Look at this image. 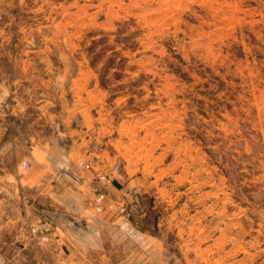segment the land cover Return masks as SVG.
Wrapping results in <instances>:
<instances>
[{"label":"rangeland","instance_id":"374dc122","mask_svg":"<svg viewBox=\"0 0 264 264\" xmlns=\"http://www.w3.org/2000/svg\"><path fill=\"white\" fill-rule=\"evenodd\" d=\"M14 104L85 114L77 164L147 231L136 264H264V0H0V121ZM26 154L0 141V264L52 231L3 204Z\"/></svg>","mask_w":264,"mask_h":264},{"label":"crops","instance_id":"0c3cea01","mask_svg":"<svg viewBox=\"0 0 264 264\" xmlns=\"http://www.w3.org/2000/svg\"><path fill=\"white\" fill-rule=\"evenodd\" d=\"M11 108L15 116L8 122L0 121V141H8L10 147L23 144L28 151L24 157L30 167L13 174L12 186L32 192L13 194L17 201L3 204L34 207L47 214L52 225L47 242L30 244L24 239L19 244L18 264H136L139 238L147 241V231L138 230L120 215L97 212L92 200L98 194L106 196L104 185L93 170L77 164L85 161V114L47 108L46 115L26 122L19 113L23 107L14 104ZM115 186L108 187L110 192L117 190ZM142 247L148 252V247Z\"/></svg>","mask_w":264,"mask_h":264},{"label":"built area","instance_id":"2783aa9c","mask_svg":"<svg viewBox=\"0 0 264 264\" xmlns=\"http://www.w3.org/2000/svg\"><path fill=\"white\" fill-rule=\"evenodd\" d=\"M21 166L23 168H27L28 167V163L26 161H23ZM47 227H48V222L47 221H42L40 224L35 225L33 230H34L35 233L38 234V237L41 240H43V239L47 238V230H48Z\"/></svg>","mask_w":264,"mask_h":264}]
</instances>
